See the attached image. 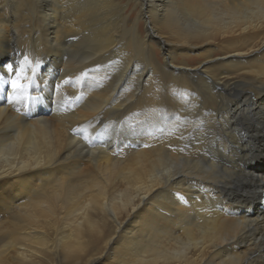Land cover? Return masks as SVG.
Returning <instances> with one entry per match:
<instances>
[{"label":"bare ground","instance_id":"obj_1","mask_svg":"<svg viewBox=\"0 0 264 264\" xmlns=\"http://www.w3.org/2000/svg\"><path fill=\"white\" fill-rule=\"evenodd\" d=\"M263 187L264 0H0V264H264Z\"/></svg>","mask_w":264,"mask_h":264},{"label":"snow or ice","instance_id":"obj_2","mask_svg":"<svg viewBox=\"0 0 264 264\" xmlns=\"http://www.w3.org/2000/svg\"><path fill=\"white\" fill-rule=\"evenodd\" d=\"M27 62H28V57L25 56L23 62L21 63V67L15 69V76L12 77V79L10 80V85H11V88H12L13 90H17V89H21V88L25 87V85H22V84L20 83V80H21L22 75H23V73H24V67H23V65H24V64H27ZM7 67H8L9 69L12 68L11 65H9V66H7Z\"/></svg>","mask_w":264,"mask_h":264},{"label":"rangeland","instance_id":"obj_3","mask_svg":"<svg viewBox=\"0 0 264 264\" xmlns=\"http://www.w3.org/2000/svg\"><path fill=\"white\" fill-rule=\"evenodd\" d=\"M134 15V17L136 18V15L135 14H133ZM40 92H42V97H49V99H52L53 97H54V93L53 92H44V91H40ZM44 95V96H43ZM119 128V126H116V129L118 130V131H120V128Z\"/></svg>","mask_w":264,"mask_h":264}]
</instances>
